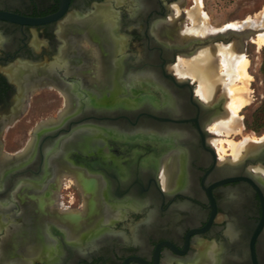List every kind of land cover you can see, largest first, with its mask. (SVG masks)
Returning <instances> with one entry per match:
<instances>
[{"label": "flooded vegetation", "instance_id": "flooded-vegetation-1", "mask_svg": "<svg viewBox=\"0 0 264 264\" xmlns=\"http://www.w3.org/2000/svg\"><path fill=\"white\" fill-rule=\"evenodd\" d=\"M172 1L127 0L116 7L119 14L118 30L126 41L122 53H117L116 58L118 77L124 78L126 82L154 77L162 90L171 94L174 105H155L151 98L139 96L138 105L123 108L115 100L119 92L115 91L105 98L107 106L89 109L85 106L86 97L82 96L83 102L79 103L76 113L60 124L46 129L42 126L44 121L39 122L28 140L29 142L34 136L31 153H35L34 159L28 165L4 175V180L9 179L10 183L0 189V252L11 227H19L21 232L27 226L22 209L24 202L16 198V192L23 184L31 188L28 190L31 193L41 190L44 184L49 183L54 186L52 199H56L55 204L61 210L76 213L83 210L81 189L71 182L72 176H63L61 179L54 171L46 172L43 165L46 152L87 125L116 127L125 134L135 136L139 131L130 129L134 128L131 127L134 118L131 119L133 123L125 124L117 122V119L121 111L142 112L141 108L145 105L144 112L151 113L155 118L146 117V121H143L144 130L163 135H183V138H179L177 149H181L187 156L181 165V172L185 176L184 186L174 191L164 188L161 159L173 152L170 149L161 150L158 143H142L131 138L120 145L110 142L106 147L100 146L89 151L88 155L74 151L73 164L76 167H88L86 169L91 174L102 177L112 199L121 200L131 196L143 206L138 211L128 212L122 220L111 225L113 234L110 240L106 239L97 247L81 254H67L62 264H197L200 244L220 249L221 259L217 264H264V177L253 170V167H264V163L244 165L246 158L238 163H233L232 158L221 160L217 147L212 143L214 133L210 128L215 119L224 113L227 98L219 88L212 102H202L196 95L195 82L180 79L171 69L179 55L191 56L199 47L208 43L198 46L190 41L184 46L157 36L159 29L167 25L171 18L168 15L173 10ZM103 2L104 0H0V156L4 153L19 154L26 148L28 142L17 153H8L5 150L4 136L22 114L30 109L33 97L44 91H51L62 97L60 89L64 85L73 86L81 95L82 76L68 73L79 67L81 61L68 51L67 41L59 33V28L69 16L80 17ZM48 17L54 19L38 25L22 22L24 19L42 20ZM234 38L238 42L242 41V35L229 39ZM229 39L212 44L229 43ZM33 40H36V46L33 45ZM93 41L98 43L96 38ZM177 46L181 49L180 52L174 51ZM60 56L65 59L66 64L55 67L52 73L48 72V67ZM16 64L27 65L30 69L26 74L22 72V77H29L25 78L26 81L19 82L20 84L10 80L9 76ZM137 65L145 66L147 73L131 74L132 69L139 67ZM150 94L156 101H162L161 90L152 86ZM54 101L56 100H51ZM52 118L54 117L49 119ZM38 125L42 127L38 128ZM44 142V152L41 154L39 147ZM108 147L112 157L138 153V158L128 167L130 174L127 180L122 181L114 167L99 161ZM151 154L158 156V163L143 170L138 162L140 158ZM226 169L227 172H223ZM74 193L79 195L75 198L77 202L69 200ZM74 204L79 207H74ZM231 228L235 231L234 237L227 233ZM51 233L58 232L53 229ZM14 256L22 257V254L14 251ZM33 264L44 263L37 259Z\"/></svg>", "mask_w": 264, "mask_h": 264}, {"label": "bare ground", "instance_id": "bare-ground-1", "mask_svg": "<svg viewBox=\"0 0 264 264\" xmlns=\"http://www.w3.org/2000/svg\"><path fill=\"white\" fill-rule=\"evenodd\" d=\"M126 1L104 0L102 4L95 6L90 12L80 17L76 15L69 16L61 24L59 33L67 41L68 51L71 54L73 53L74 58L78 57V60L81 61L79 67L73 68L68 73L82 76L83 91L80 90L81 95H79L74 87L69 85H64L60 89L64 98V107L58 118L48 119L43 123L42 126H45L46 129L60 124V122L75 114L79 103L83 102L81 101L82 96L86 97L85 106L89 109L107 106L105 98L107 99V96L115 91H119L115 100L123 108H132L138 105L139 96L151 98L150 100L155 105H174L171 94L162 90L156 78L144 77L126 82L124 78L117 76L118 60L116 54L122 53L126 41L118 30L119 14L116 7ZM260 16L264 17V13H261ZM260 16H257L256 21L249 19L236 21L221 29L218 28L219 30L210 29L203 23L200 27L188 28L179 32L175 25L168 24L159 29L157 36L185 46L191 40H204L208 36L211 37V35L217 33H230L239 36L241 34L244 35L242 39L249 38L252 33L256 34L253 42L261 47L264 46V19H261ZM190 17H193V15L190 14ZM177 24L179 23L177 22ZM93 38H96L98 43L95 44ZM35 43L36 40H33L34 46H36ZM239 50L235 43L222 44L214 48L200 47L196 54L192 56L193 58L191 57L192 60L189 59L190 61H188L179 57L178 62L172 66V69L176 72L175 74L180 79L190 77V79L193 78L198 82L196 95L202 102H212L219 88L229 97L226 116L223 118L217 117L215 119L217 122L212 126L211 131L215 135H235L237 132L241 134L242 128L237 126V117L239 111L248 102V91H250L248 90V84L251 78L249 79L247 73L248 58L246 59L245 55ZM64 60L60 56L48 67V72L52 73L55 67L66 64ZM218 60L220 61L219 68H217ZM28 69L27 65L16 64L10 71V80L13 79L20 84L22 80L29 77L28 75L21 76L22 72L28 73ZM152 86L161 90V102L156 101L151 96L150 89ZM42 126L40 125L38 128ZM131 138L142 143L145 141L158 143L161 150L170 149L173 153L161 159L162 183L164 188L173 191L184 186L185 176L181 172V165L186 155L181 149H177L179 138H183V135L177 133L163 135L154 131L143 130L133 136L119 131L116 127L107 128L100 125L82 127L58 142L52 150L47 151L43 165L44 168L46 167V172L54 171L56 176L61 179L63 176H72V180L80 187L79 189L82 190L85 196L84 210L79 213L61 210L55 204L56 199H52L54 186L49 183L44 184L41 190L32 191L31 193H28L31 188L23 184L17 190L16 198L24 202L22 209L25 212V224L27 226L21 232L19 227H11L8 230L4 243H1L0 264H33L37 259L43 261L44 264H62L67 254L74 256L85 252L87 249L92 250L100 242L111 238L110 236L113 234L110 229L111 225L119 219L122 220L128 212L138 211L143 205L131 196L121 200L112 199L107 184L102 177L91 174L86 169L88 167H76L73 164V153L74 151H80L88 155L89 151L96 150L100 146L106 147L110 142L120 145V143ZM226 141L224 140V142ZM33 142L34 136L19 154L9 155L4 153L0 156V189L10 183L9 179L4 180V175L7 172L32 162L35 156V153L31 154L33 152ZM215 142L216 140L214 144ZM222 142L220 157L221 160H224L226 148ZM226 144L231 152L232 162L238 163L249 155L256 156L264 148V137L259 139L254 136H245L240 142L231 140L227 141ZM102 154H104L102 157H98L99 161L106 166L114 167L122 181L129 178L128 167L138 158V153H132L128 156L119 154L117 157H112L109 147ZM138 163L143 170H147L158 163V156L153 154L145 156L140 158ZM227 170L223 172H227ZM253 170L256 174L264 177V167H253ZM111 191L113 190L111 189ZM7 207H10V205ZM6 213L8 212L6 211ZM9 222L11 223L12 220ZM53 229L58 233L52 234ZM227 233L231 237L236 236L232 228ZM14 251H19L22 257L14 256ZM220 259V249L217 246H207L205 244L198 246L197 264H217Z\"/></svg>", "mask_w": 264, "mask_h": 264}, {"label": "rangeland", "instance_id": "rangeland-1", "mask_svg": "<svg viewBox=\"0 0 264 264\" xmlns=\"http://www.w3.org/2000/svg\"><path fill=\"white\" fill-rule=\"evenodd\" d=\"M171 6L173 10H171L168 16L169 18L171 16L173 17L170 18L167 25L168 24H172L173 26L175 25L178 28L179 32L185 31L188 28L200 27V25L203 23H205L206 26L210 29L219 30L222 27L227 26L236 21H246L248 19L251 21H256L257 16L259 17L261 13L262 14L264 13V0H197V1L173 0L171 2ZM190 14H192L193 17H190ZM260 18L264 19V17L261 16ZM177 22L179 24H177ZM218 34L219 33L215 35ZM215 35H211V36H215ZM252 35L254 34L251 33V36L249 38L242 39V41L239 42L237 41V39L235 40L234 38V39H229L228 41L229 43H222V42H217L215 44L208 43L201 47V48H208V47L214 48L215 46L222 44L235 43L239 47L240 49L239 51L242 52L243 55H245V58L246 59L248 58L247 61H249L247 67L248 68L247 73L249 79L250 78L251 79L248 84L249 85L248 90H250L248 91V102L239 111L238 113L239 116L237 117L238 118L237 126L238 128H242L240 132L241 134L237 132L235 135L234 134L213 135L212 143L217 147V150L220 155H221L220 145L221 142L223 141L222 143L226 148V153L224 154V157L226 159L232 158L231 152L226 144L227 141L232 140L235 142H240L245 136H254L259 139L264 137V46L258 47V45L253 42L254 41L253 38L256 37V34L254 36ZM195 54L191 56L179 55V57H182L190 61L193 58L192 56H194ZM178 59L176 63L178 62ZM219 67H220V61L218 60L217 68ZM173 72L176 73L175 71ZM188 79H190V77H188ZM191 80L195 82L194 86L195 89H197L198 82H196L193 78H191ZM220 91H222V95L227 98L224 103L225 111L223 115L220 116V118H223L226 116L227 113L226 110L229 102L228 99L229 97L225 94V92L222 89ZM62 97L59 94H55L51 91H44L39 96L33 97L31 99L30 109L26 113L22 114L19 120H17V122L14 125H12L5 134L4 136L5 150L10 154L17 153L28 142L33 128L39 122L42 121L45 122L51 117L58 118L60 112H62V109L64 107V98L62 99ZM53 99L56 101L51 102V100ZM216 122L217 120L214 121V124ZM214 124L212 126H214ZM211 129L212 127L210 128V130ZM215 140L216 142L214 144ZM224 140L227 141L224 142ZM70 180L71 182H74L71 178ZM80 191L83 196V210H84L85 196L82 190ZM77 196L79 197V195H77L76 193H74V195L71 194V199L69 198V200L71 202L72 201L77 202L75 201V198L77 199ZM79 203H81V201ZM77 205L78 204L76 205L74 204V207L76 208L79 207ZM68 211H72V210H68ZM82 211H78V212H82Z\"/></svg>", "mask_w": 264, "mask_h": 264}, {"label": "water", "instance_id": "water-1", "mask_svg": "<svg viewBox=\"0 0 264 264\" xmlns=\"http://www.w3.org/2000/svg\"><path fill=\"white\" fill-rule=\"evenodd\" d=\"M53 19H54V17H48V18H45V19H42V20H39V19H24L22 22H24L26 24H29V25H38V24L43 23V22H50ZM14 20L18 21L17 18H15ZM233 36H237V35L230 34V33L229 34H219V35H216V36L208 37L207 39H204V40H198V39L195 40L194 39V40H191V41L193 42V45L197 44L199 46V45H203L205 43H214L215 41H226V39H229V38H231ZM242 36H244V35H242ZM174 51L175 52H180L181 49H179V47L177 46L176 49H174ZM153 57H155V55H153ZM150 58H151V56H150ZM137 66H139V67H137ZM137 66H135L137 68H134V70L133 69L131 70L132 73L130 71L131 74L134 73V74H138V75H144V74L147 73V70H146L145 66H142V65H137ZM170 80L173 81V78L171 76H170ZM144 106L145 105H143V107L141 108V111L143 110L142 112H140V110H138L135 113H126L124 111H121L120 114H119V117L117 119V122L122 123V124H125V122L131 123L132 122L131 119L134 118V120H133L134 123L132 122L133 124L131 125V127H134V128H130V129H137L139 132H140V130L142 132V130H144L143 121L144 122L146 121V117H151L152 119L155 118V117H153V115H151V113L148 114V113L144 112L145 109H146V108L144 109ZM141 119H142V122H141ZM122 128H123V130H125L124 127H122ZM126 129H128V128H126ZM51 137H53V136H51ZM58 138L60 139V137H58ZM49 139H51L50 136H49ZM59 139H58V141H59ZM43 145H45V142L41 145V147H39V149H41V151H42L41 154H43V152H44L43 151V148H44ZM263 150L264 149H261L256 156L249 155L245 159V164L244 165L263 164L264 163V156H263L264 152H263Z\"/></svg>", "mask_w": 264, "mask_h": 264}]
</instances>
